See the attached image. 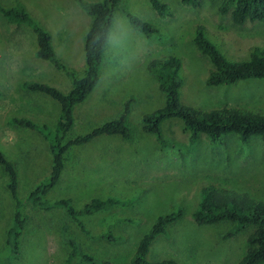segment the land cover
<instances>
[{
  "label": "rangeland",
  "instance_id": "rangeland-1",
  "mask_svg": "<svg viewBox=\"0 0 264 264\" xmlns=\"http://www.w3.org/2000/svg\"><path fill=\"white\" fill-rule=\"evenodd\" d=\"M159 1L165 6L161 11L149 0L119 3L99 83L74 107L73 125L63 142L118 119L126 101L133 99L126 120L131 138L100 136L70 147L59 182L32 201L28 194L49 180L51 153L43 135L55 133L60 108L26 86L46 84L69 92L72 77L85 71L84 37L91 19L79 0H0V153L17 173L15 204L0 165V264H88L85 255L94 264H131L139 240L159 216L170 213L180 216L152 241L149 262L238 264L242 259L252 227L229 221L198 225L192 214L202 187L209 185L230 192L240 203H264V138L243 141L228 134L212 143L201 135L190 145L182 122L170 119L161 125L160 142L143 132L142 118L165 104L157 77L173 71L164 66L171 58L179 62L183 105L264 114V78L208 86L211 62L194 41L200 31L227 60L247 61L255 49L264 51V21L234 25L229 14L219 11L223 0H200L196 8L180 0ZM126 13L157 31L141 33ZM35 27L50 35L62 67L35 57ZM94 199L115 204L92 215L82 213ZM61 200L66 204L59 205ZM70 208L81 214H69ZM16 212L25 217L22 227L17 222L14 227ZM9 229L12 236L6 243ZM69 252L74 253L71 259Z\"/></svg>",
  "mask_w": 264,
  "mask_h": 264
},
{
  "label": "trees",
  "instance_id": "trees-1",
  "mask_svg": "<svg viewBox=\"0 0 264 264\" xmlns=\"http://www.w3.org/2000/svg\"><path fill=\"white\" fill-rule=\"evenodd\" d=\"M122 0H101L86 3L79 0L81 9L89 16L90 26L84 37L85 71L82 77H72L71 88L68 93L46 84L27 85V89L38 92L54 100L60 108V115L56 123L55 133L52 136L43 135L48 142L51 153V171L47 184L38 186L28 194V200L33 197L46 195L59 182L65 164V153L72 146L89 143L100 136H118L124 140L131 138V131L127 126V117L131 111L133 99L127 100L121 116L112 121L105 122L93 129L90 133L65 141L66 134L73 125V109L82 103L94 90L99 82V70L104 56V50L109 39L110 30L116 9ZM182 4L198 7L200 0H180ZM213 1V0H209ZM152 8L161 11L165 6L159 0H149ZM221 14H229L234 25L241 26L246 22L264 21V0H223L219 8ZM8 12H5V14ZM4 14V15H5ZM131 24L141 33L150 36L157 30L151 25L125 14ZM24 17V16H23ZM37 48L35 57L53 63L57 68L62 67L56 60L55 52L51 46L50 35L39 28H34ZM195 37L199 51L210 59L212 69L209 71L206 84L208 86L233 85L239 81L264 78V51L255 49L247 61L232 62L221 55L215 46L205 41L200 31ZM153 63L149 65V68ZM165 67L173 71L168 74L160 73L157 77L158 89L165 96V104L155 112L142 118V130L146 134L154 135L157 140L164 142L161 134V125L170 119H179L183 124V132L188 135V143L193 145L199 136L205 135L210 142H218L228 134H235L246 141L251 137L264 138V114L253 113L243 109L223 107L220 109L200 111L180 102L179 90L182 81L177 72L179 62L171 58L164 62ZM22 126L34 129L28 121L16 120ZM0 165L8 177L7 188L12 198L17 202V173L14 165L0 153ZM40 193V194H39ZM230 192H224L213 185L202 187L197 209L192 214L198 225H211L220 221H229L239 228L252 227L253 232L246 239V250L238 264H264V203H240ZM60 205L66 202L61 200ZM115 204L112 200H91L86 204L82 213L92 215L101 210H107ZM69 214H81L69 209ZM180 214L170 213L159 216L150 231L138 242L131 264H178L173 261L149 262V253L152 241L164 234L166 227L174 222ZM25 217L20 213L14 214L15 222L22 227ZM80 227V225H79ZM82 228V227H81ZM84 229L82 228V231ZM19 233L16 234L19 235ZM6 243L9 242L12 231L6 232ZM69 259L74 253L69 252ZM83 262L94 264L91 256H83Z\"/></svg>",
  "mask_w": 264,
  "mask_h": 264
},
{
  "label": "crops",
  "instance_id": "crops-1",
  "mask_svg": "<svg viewBox=\"0 0 264 264\" xmlns=\"http://www.w3.org/2000/svg\"><path fill=\"white\" fill-rule=\"evenodd\" d=\"M99 83V82H98ZM97 86V85H96ZM64 170V169H63ZM63 172V171H62Z\"/></svg>",
  "mask_w": 264,
  "mask_h": 264
}]
</instances>
